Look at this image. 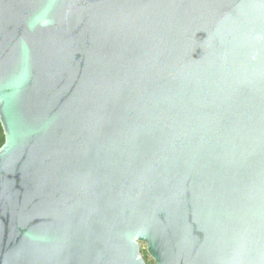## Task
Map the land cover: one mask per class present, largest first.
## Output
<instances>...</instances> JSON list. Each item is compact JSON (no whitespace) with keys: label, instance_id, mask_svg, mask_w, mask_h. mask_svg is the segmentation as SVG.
I'll return each mask as SVG.
<instances>
[{"label":"water","instance_id":"95a60500","mask_svg":"<svg viewBox=\"0 0 264 264\" xmlns=\"http://www.w3.org/2000/svg\"><path fill=\"white\" fill-rule=\"evenodd\" d=\"M0 264H264V0H0Z\"/></svg>","mask_w":264,"mask_h":264},{"label":"trees","instance_id":"16d2710c","mask_svg":"<svg viewBox=\"0 0 264 264\" xmlns=\"http://www.w3.org/2000/svg\"><path fill=\"white\" fill-rule=\"evenodd\" d=\"M4 142H5V136H4L2 126L0 124V148L2 147ZM142 255H143L144 259L146 260L147 264H155L154 261L150 259V257L148 256L146 251H143Z\"/></svg>","mask_w":264,"mask_h":264},{"label":"rangeland","instance_id":"374dc122","mask_svg":"<svg viewBox=\"0 0 264 264\" xmlns=\"http://www.w3.org/2000/svg\"><path fill=\"white\" fill-rule=\"evenodd\" d=\"M146 251V245L145 244H141V252ZM147 252V251H146ZM151 259V258H150Z\"/></svg>","mask_w":264,"mask_h":264}]
</instances>
